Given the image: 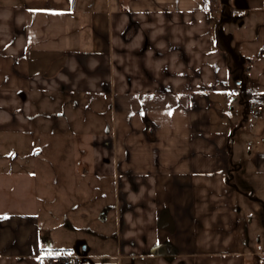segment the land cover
Wrapping results in <instances>:
<instances>
[{"label":"crops","instance_id":"1","mask_svg":"<svg viewBox=\"0 0 264 264\" xmlns=\"http://www.w3.org/2000/svg\"><path fill=\"white\" fill-rule=\"evenodd\" d=\"M230 26L264 39V0H0V150L32 130L33 94H63L94 132L79 164L96 183L66 206L71 239H55L63 204L49 189L25 202L0 155V264H264L234 185L249 161L264 176V112L255 125L227 115L238 93L264 108V52L241 68Z\"/></svg>","mask_w":264,"mask_h":264},{"label":"rangeland","instance_id":"2","mask_svg":"<svg viewBox=\"0 0 264 264\" xmlns=\"http://www.w3.org/2000/svg\"><path fill=\"white\" fill-rule=\"evenodd\" d=\"M243 16L245 14L239 8L236 11L235 19L240 21ZM222 31H225V35H229L230 32L233 33L231 39H234L232 45L236 50L235 55L245 58L240 61L241 68L247 66V69H249V62L259 63L261 53L264 52V39L262 36L259 39V34L254 32V28L248 32L243 31L244 33H240L242 31H239V28L235 30L230 26L222 27ZM242 81H247V79L244 78ZM247 82L249 83V80ZM33 95L32 130L13 133L2 138L3 145L7 148L6 150L1 149L0 155L9 156L13 161L4 170L7 175V184L13 186L14 180L17 182L20 179L19 188L24 191L25 196L23 197L27 203L31 201V198H33L32 201H45L47 189L51 190L55 200L63 204V207L55 210L56 215H59V217L55 221L57 229L52 235L55 239L70 240L71 235L68 232H63V227L68 228L63 217L66 213V206L68 204L69 206L77 205V202H79L77 199H80V195H86L96 185L92 172L86 176L80 174V167L82 166L79 164L91 162L94 132L85 133L77 123L73 122L72 118H76L80 122L86 114H81L80 110H75L70 97L47 92ZM240 97L242 95L239 96V93L235 95L234 99H237V101L229 105L231 108L227 115L231 118H248L245 124L251 125L253 123L255 125L256 121L261 120V118H255L256 116L250 114L252 101L245 94L243 98L246 102L250 101V103L248 106L247 104L246 106L244 104L240 105ZM88 121H92L90 115H88ZM90 127L88 124L86 125V128L90 129ZM243 133L246 139L249 136L248 130L246 129ZM245 139H243L241 145L245 154L248 155L249 150H252V148L248 147L246 151L245 147L248 143ZM252 151L254 152V150ZM256 167L254 162L249 161L246 163L240 173L236 175L234 185L240 189L237 195L239 222L241 225L245 223L247 233L252 235L255 241L252 244L254 252L263 255L264 176H257ZM1 168H4V166L1 165ZM18 176H21L22 179ZM100 186L103 198L112 201L116 197V188L120 187V184L114 178L108 177L102 179ZM16 189H18V185ZM17 194H19V191ZM42 209L40 208L39 212H36L39 219H42L41 217L45 215ZM107 211L109 210L107 209ZM258 239H261V242H258ZM245 263L249 264L250 258H245Z\"/></svg>","mask_w":264,"mask_h":264},{"label":"built area","instance_id":"3","mask_svg":"<svg viewBox=\"0 0 264 264\" xmlns=\"http://www.w3.org/2000/svg\"><path fill=\"white\" fill-rule=\"evenodd\" d=\"M263 112L264 108L260 103L255 104L250 110V114L253 116H259ZM51 261L52 264H75V259L72 256L56 255Z\"/></svg>","mask_w":264,"mask_h":264},{"label":"water","instance_id":"4","mask_svg":"<svg viewBox=\"0 0 264 264\" xmlns=\"http://www.w3.org/2000/svg\"><path fill=\"white\" fill-rule=\"evenodd\" d=\"M161 255H166V248H161V250L158 251ZM83 254H86L85 248H83Z\"/></svg>","mask_w":264,"mask_h":264},{"label":"trees","instance_id":"5","mask_svg":"<svg viewBox=\"0 0 264 264\" xmlns=\"http://www.w3.org/2000/svg\"><path fill=\"white\" fill-rule=\"evenodd\" d=\"M248 93H249V94H251V93H253V92H251V91H248Z\"/></svg>","mask_w":264,"mask_h":264}]
</instances>
